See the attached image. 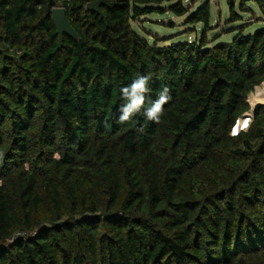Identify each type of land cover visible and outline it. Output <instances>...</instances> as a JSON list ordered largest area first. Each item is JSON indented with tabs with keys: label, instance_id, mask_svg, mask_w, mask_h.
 <instances>
[{
	"label": "trees",
	"instance_id": "16d2710c",
	"mask_svg": "<svg viewBox=\"0 0 264 264\" xmlns=\"http://www.w3.org/2000/svg\"><path fill=\"white\" fill-rule=\"evenodd\" d=\"M99 1L0 0V264H264V106L231 135L264 85V28L209 46V2L107 0L102 18ZM165 3L199 41L134 32ZM55 8L80 37L60 50ZM137 76L145 105L119 123Z\"/></svg>",
	"mask_w": 264,
	"mask_h": 264
},
{
	"label": "rangeland",
	"instance_id": "374dc122",
	"mask_svg": "<svg viewBox=\"0 0 264 264\" xmlns=\"http://www.w3.org/2000/svg\"><path fill=\"white\" fill-rule=\"evenodd\" d=\"M208 2L211 10V29L207 33L209 46L229 43L241 33L244 36L252 35L264 28V16L255 2H249L243 11L240 8V0H236L234 12L238 18L232 20L227 0H184L185 6L191 8V13H195ZM170 5L172 3H165L162 6L166 10L165 13H154L132 22L134 32L150 44L161 47L199 41L204 26L187 25V17H177L167 11ZM251 95V98L249 97L251 108L264 106V85L257 87Z\"/></svg>",
	"mask_w": 264,
	"mask_h": 264
},
{
	"label": "clouds",
	"instance_id": "9594fccd",
	"mask_svg": "<svg viewBox=\"0 0 264 264\" xmlns=\"http://www.w3.org/2000/svg\"><path fill=\"white\" fill-rule=\"evenodd\" d=\"M148 85L149 77L137 76L129 86L121 89L122 97L126 103L121 108L122 114L119 117V123L129 122L135 114L141 111L145 105V94L150 91ZM170 99L168 88H163L158 94V98L144 111L146 119L159 123L164 112V105L168 103Z\"/></svg>",
	"mask_w": 264,
	"mask_h": 264
},
{
	"label": "water",
	"instance_id": "95a60500",
	"mask_svg": "<svg viewBox=\"0 0 264 264\" xmlns=\"http://www.w3.org/2000/svg\"><path fill=\"white\" fill-rule=\"evenodd\" d=\"M107 6L109 8L115 7L114 3H110L107 0H102L96 3H90L87 6V9L91 12H96L97 14L101 15L102 18H105L104 13L101 11V6ZM52 20L56 27L57 34L59 37V45L58 49L60 50L63 46L64 36H68L69 38L73 39L74 41L78 42L80 37L76 30L72 27L70 21L66 16V11L63 8H55L52 11ZM256 107L253 109V114L255 113Z\"/></svg>",
	"mask_w": 264,
	"mask_h": 264
},
{
	"label": "built area",
	"instance_id": "2783aa9c",
	"mask_svg": "<svg viewBox=\"0 0 264 264\" xmlns=\"http://www.w3.org/2000/svg\"><path fill=\"white\" fill-rule=\"evenodd\" d=\"M250 104V103H249ZM253 109L251 108V111L244 115L242 118H240L237 122L234 128L232 129L231 135L232 136H237L241 131H246L250 124L253 121ZM245 122H247V125L245 126Z\"/></svg>",
	"mask_w": 264,
	"mask_h": 264
},
{
	"label": "snow or ice",
	"instance_id": "6c2138e0",
	"mask_svg": "<svg viewBox=\"0 0 264 264\" xmlns=\"http://www.w3.org/2000/svg\"><path fill=\"white\" fill-rule=\"evenodd\" d=\"M247 125V122H245V126Z\"/></svg>",
	"mask_w": 264,
	"mask_h": 264
}]
</instances>
